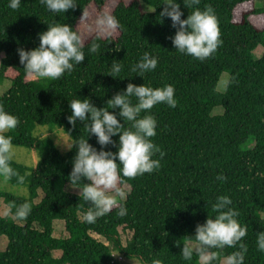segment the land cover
<instances>
[{"label": "trees", "instance_id": "16d2710c", "mask_svg": "<svg viewBox=\"0 0 264 264\" xmlns=\"http://www.w3.org/2000/svg\"><path fill=\"white\" fill-rule=\"evenodd\" d=\"M106 1L77 0V6L65 13H51L40 0H21L15 10L8 7V0H0V80L10 81L0 104L19 119L15 129L3 134L12 136L13 145L36 151L40 157L33 168L8 162L10 181L25 185L28 197L4 192L0 197L13 215L24 202L31 211L23 225L0 217V234L7 238L0 264H118V258L141 264L154 259L162 264H200L195 255L184 260L181 249L186 237H194L196 225L215 214L211 204L218 195L230 196L239 222L247 227L244 264H264V253L256 246L257 233L264 231V175H260L264 173V6L256 7L255 0H199L187 8L184 0H177L181 19L194 8L206 6L217 17L222 43L200 60L174 48L170 37L176 29L170 18L160 16L163 0H118L110 14L122 29L99 38L95 32L86 39L82 43L85 59L71 73L56 80L25 77L17 49L38 47V34L51 23L68 24L78 32L76 24L84 10L92 4L98 14L104 13ZM142 4L149 10H143ZM92 42L99 44L94 53L88 51ZM258 46L263 51L256 58ZM145 51L156 56L158 64L140 77L130 69ZM114 60L123 66L118 77L110 73ZM223 72L228 73V82L220 92L217 84ZM128 83L175 88V108L161 103L150 110L157 121L152 140L164 156H154L160 167L152 173L124 178L129 186L123 201L125 216L113 209L88 224L83 220L87 202L56 186L59 180L69 183L72 164L68 157L49 140L34 137L32 131L36 126L55 125L72 142L86 138L83 122L77 120L73 126L67 121L69 102L76 96L89 98L97 108L107 107V101ZM215 107L222 112L212 115ZM112 139L118 141V135ZM250 139L252 148H244ZM88 142L100 150L94 135ZM105 150L117 149L108 145ZM75 152L73 146L69 155ZM219 174L226 180H217ZM81 182L88 181L82 178ZM39 189L43 197L35 204L32 200ZM55 219L64 221L68 237L52 236ZM124 232H129L125 240ZM55 250L61 252L59 258H53ZM235 250L223 249L213 264H220L223 255Z\"/></svg>", "mask_w": 264, "mask_h": 264}, {"label": "clouds", "instance_id": "9594fccd", "mask_svg": "<svg viewBox=\"0 0 264 264\" xmlns=\"http://www.w3.org/2000/svg\"><path fill=\"white\" fill-rule=\"evenodd\" d=\"M40 2L51 13H65L77 6V0ZM198 3L199 0H184L187 8ZM20 4L21 0H8L10 9L15 10ZM162 4L164 7L160 16L170 18L172 27L176 29L170 39L177 52L203 60L217 50L222 41L218 20L211 6L203 10L194 8L186 19H181L183 12L177 0H163ZM85 15L83 12L81 19ZM95 24L98 38L123 27L116 16L110 13L98 14ZM38 38V47L27 51L17 49L26 78L60 79L85 59L81 36L68 24H48L47 30L39 33ZM98 48L99 44L92 42L88 51L94 53ZM157 64V57L145 51L130 70L142 77L144 73L155 70ZM122 67L119 61L114 60L110 66L111 76L118 77ZM161 103L175 108L177 100L173 85L152 87L145 83H128L123 91L117 92L107 101V107L101 108L94 106L89 98L75 96L69 102L71 115L67 116L68 123L75 126L77 120L83 122L87 137L81 136L70 143H57L67 150L75 146L68 181L71 187L77 186L79 196L87 202V210L83 212L84 222L93 224L113 209H117L119 216H125L127 207L123 201L127 193L123 187L126 183L124 178L150 174L159 169L160 160L154 156L159 153L160 158H163L164 152L152 140L157 134V121L150 110ZM109 109H118V112ZM125 121L129 122V126H125ZM18 124V117L0 104V173L5 176L12 173L8 162L13 155L14 145L12 136L3 133L15 129ZM90 135L96 137L100 150L88 142ZM117 135L118 141H114L112 138ZM108 145L117 150H105ZM82 178L88 182L82 183ZM216 179L224 181L226 177L219 174ZM232 204L228 195L215 197L211 204L215 214L208 215L203 224L196 225L194 237L185 238L180 254L184 260H191L195 255L200 264H213L223 249L235 248L237 250L223 255L224 264H244L247 245L243 243V238L247 235V227L239 222V213ZM30 211V204L24 202L16 207L14 216L17 220H23ZM256 246L259 252L264 253V231L257 233ZM151 264L162 262L154 259Z\"/></svg>", "mask_w": 264, "mask_h": 264}, {"label": "rangeland", "instance_id": "374dc122", "mask_svg": "<svg viewBox=\"0 0 264 264\" xmlns=\"http://www.w3.org/2000/svg\"><path fill=\"white\" fill-rule=\"evenodd\" d=\"M118 0H107L102 11L104 13H110L114 6L117 4ZM255 6L256 7H262L264 6V0H255ZM143 10H149V8L142 4ZM84 13L86 14L82 19V15L80 16L76 28L81 36L82 43L88 39L92 34L97 32L96 28V18L98 16V12L95 9L94 5L90 4L85 10ZM83 14V13H82ZM263 48L261 46H258L254 50V56L258 58L262 54ZM3 56V53L0 54V59ZM28 79H36V78H28ZM228 82V73L223 72L218 80L217 84V90L222 92L225 89V86ZM10 87V81L6 79L0 80V95L6 92ZM222 112L221 107H215L211 111L212 115L220 114ZM7 131V130H6ZM32 135L36 138L40 139H46L53 143V145L56 147V149L59 151V153L63 157H68L69 162L72 164L73 158L75 154L69 155L71 150H67L62 144H58L57 141H63L65 143L72 142L70 136L61 130L59 127L55 125H44V126H36L34 130L32 131ZM254 144L253 139H250L248 143L244 146V148H252ZM11 160L14 161L17 164L26 166L28 168H33L36 166V164L39 162L40 157L36 151L26 149L21 146H15L14 145V151L13 155L11 157ZM56 186L68 193L73 194H79V189L76 188V186H70V183H65L62 181H57ZM129 186L127 184H124V190L128 194ZM0 192L12 194L17 197H28V191L27 187L25 185H17L10 181L9 175L5 176L3 173H0ZM127 196V195H126ZM43 197L42 191L39 189L37 191V195L35 198H33L32 202L37 204L40 202V200ZM0 217H2L4 220H7L12 223H16L19 225H23L22 220H17L15 216L9 211L8 206L5 204L2 197H0ZM262 217H264V213L262 214ZM81 218V216H79ZM35 228H39L36 224L34 225ZM123 240L129 237V232L122 233ZM93 237L101 241L102 243L106 244V241L103 237L96 235L94 233L91 234ZM52 236L55 238H66L68 237V234L64 227V221L61 219H55L52 222ZM124 242V241H123ZM7 244V238L0 234V252H2L5 249V246ZM195 246V245H193ZM61 255V252L59 250H55L52 253L53 258H59ZM118 264H141L137 260H128V259H121L118 258ZM66 264V263H65ZM220 264H224L223 258L220 260Z\"/></svg>", "mask_w": 264, "mask_h": 264}]
</instances>
